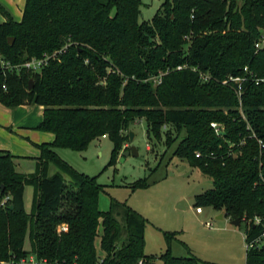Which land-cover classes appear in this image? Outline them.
<instances>
[{
  "label": "trees",
  "instance_id": "trees-1",
  "mask_svg": "<svg viewBox=\"0 0 264 264\" xmlns=\"http://www.w3.org/2000/svg\"><path fill=\"white\" fill-rule=\"evenodd\" d=\"M141 6L142 0H26L18 21L0 2L3 57L20 63L51 56L40 72L5 78L0 70V83L8 85L0 88V103L43 106L37 129L55 135L39 144L35 173L19 172L17 157L0 152V262L35 254L61 264L205 263L193 254L174 256L171 248L146 254L147 219L114 200L101 210L104 185L55 151H82L108 136L113 164L124 133L144 119L152 138H161L164 127L169 143L185 132L174 154L213 181L196 195V208L245 221L247 264H264V237L256 241L264 232V47H256L264 35V0H164L149 21H140ZM161 73L155 84L151 77ZM229 76L245 78L241 98L237 83L222 84ZM50 162L61 172L48 177ZM31 184L39 201L27 211ZM144 186L146 180L133 184ZM62 224L68 230L59 233Z\"/></svg>",
  "mask_w": 264,
  "mask_h": 264
},
{
  "label": "rangeland",
  "instance_id": "rangeland-1",
  "mask_svg": "<svg viewBox=\"0 0 264 264\" xmlns=\"http://www.w3.org/2000/svg\"><path fill=\"white\" fill-rule=\"evenodd\" d=\"M163 1L142 0L140 21H149ZM20 6L18 3L13 9L6 6L18 21L22 19ZM14 109L15 112H8L0 106V149L9 146L30 157L40 155L42 135L52 137V132H42L35 126L43 118V109L36 103L18 105ZM168 128L164 127L162 137L157 139L148 135L144 119L132 123L124 133L125 140L118 148L113 164L110 161L114 142L108 136L93 140L82 151L71 148H56L55 151L78 172L96 177L98 183L104 185V192L99 197L101 210H108L114 200L126 203L147 219L144 231L146 254L160 256L171 248L174 256L193 254L205 261L201 264H247L246 222L237 226L228 217L219 219L217 216L222 212L213 207H203L202 213L197 212L195 197L213 187L212 178L174 154L185 132L169 143L164 135ZM131 132L134 133L133 140L130 139ZM176 136L174 131L172 138ZM132 146L137 148L138 154L123 155ZM34 151L39 154L33 155ZM36 171L37 164L32 173ZM58 172H61L60 168L50 162L47 176ZM139 180H146L148 186L134 188L133 184ZM25 200L26 210L31 211L34 203L39 201L36 185L26 186ZM116 211L124 214L125 209L120 206ZM118 218L123 222L122 216ZM207 222L212 225L208 226ZM99 233L101 235L102 228ZM168 233L174 236L172 241H169ZM125 236L123 232L122 239ZM100 241L99 236L96 247L103 256ZM25 248L30 249L28 239Z\"/></svg>",
  "mask_w": 264,
  "mask_h": 264
},
{
  "label": "built area",
  "instance_id": "built-area-1",
  "mask_svg": "<svg viewBox=\"0 0 264 264\" xmlns=\"http://www.w3.org/2000/svg\"><path fill=\"white\" fill-rule=\"evenodd\" d=\"M257 48L264 47V35L261 37L259 41L256 42ZM51 56L45 55L44 57L40 58H31L28 60H25L20 63H12L11 61L5 59L3 55L0 52V70L3 71V76L7 78L9 75L19 73L21 70H27L32 72H40L48 63ZM184 66H178V69H182ZM247 70V68H246ZM162 73L156 76H152L151 78L154 80L155 84H158L162 81ZM201 78L203 81L209 80V76L201 73ZM245 80L243 77H235V76H229L228 78L224 79L222 82L223 85H228L231 82L237 83V93L238 96L241 98L242 95V82ZM0 88L3 90L8 89V85L6 81H3L0 83ZM212 126L216 129V131L219 134H222L220 131V127L217 123H213ZM198 213L203 212V208H197ZM262 222V219L257 217L255 219V223L259 224ZM208 226H211L212 224L210 222H207ZM68 230L67 224H62L58 227V232H63ZM264 237V232L262 235L256 239L257 242H260L261 239ZM0 264H61L59 262L50 263L46 259H38L35 254H29L27 256L21 257L20 259L12 258L6 261H1ZM138 264H143L142 261H139Z\"/></svg>",
  "mask_w": 264,
  "mask_h": 264
},
{
  "label": "crops",
  "instance_id": "crops-1",
  "mask_svg": "<svg viewBox=\"0 0 264 264\" xmlns=\"http://www.w3.org/2000/svg\"><path fill=\"white\" fill-rule=\"evenodd\" d=\"M0 2H2L4 5H6L7 7H9L10 9H13V6L18 3L20 4V9H21V12H22V16H23V9L25 7L24 5V0H0ZM23 6V8H22ZM27 105H31V104H25V105H21V106H27ZM0 106L4 107V109H6L8 112H15L16 110L13 108H9V107H6L4 106L2 103H0ZM41 108L43 109V115H44V107L41 106ZM43 120V118H42ZM41 120V121H42ZM40 121V123H41ZM38 123V122H37ZM39 123V124H40ZM39 124H35V126L39 125ZM37 128V127H36ZM43 132V131H42ZM51 138H47L46 135H42V138H44L42 141V143L44 142H52L54 139H55V135L52 133L51 134ZM1 151H9L11 154L12 152H14L13 155H15L17 158H16V162H17V170L21 173H24V174H31L32 173V169L33 167H36V164H37V159L38 157H40L39 152L37 151H34L32 152L33 155H38V156H33V157H30L28 156V154H23L22 152L20 151H17V150H13L11 147L9 146H6L4 147V149H0V152ZM25 155V156H24ZM32 158V159H30ZM25 193H26V189H25ZM25 204H26V200H25ZM219 216V215H218ZM225 217V216H224ZM102 251V250H101ZM99 252V251H98ZM103 252V251H102Z\"/></svg>",
  "mask_w": 264,
  "mask_h": 264
},
{
  "label": "water",
  "instance_id": "water-1",
  "mask_svg": "<svg viewBox=\"0 0 264 264\" xmlns=\"http://www.w3.org/2000/svg\"><path fill=\"white\" fill-rule=\"evenodd\" d=\"M14 40V38L12 37V38H10V42H12ZM32 83H33V80H30V86H29V88L31 89L32 88ZM130 139L131 140H133L134 139V133L133 132H131L130 133ZM130 153H133V154H135V155H137L138 154V150H137V148L136 147H134V146H132L131 148H130V150H127V151H125L124 153H123V155H129ZM217 218H219V219H222V218H224V213H220L219 214V216H217ZM231 223L233 224V225H240L241 223H242V221H241V219H234V220H231Z\"/></svg>",
  "mask_w": 264,
  "mask_h": 264
}]
</instances>
